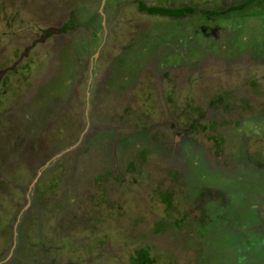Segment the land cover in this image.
<instances>
[{
	"label": "rangeland",
	"instance_id": "374dc122",
	"mask_svg": "<svg viewBox=\"0 0 264 264\" xmlns=\"http://www.w3.org/2000/svg\"><path fill=\"white\" fill-rule=\"evenodd\" d=\"M0 264H264V0H0Z\"/></svg>",
	"mask_w": 264,
	"mask_h": 264
},
{
	"label": "trees",
	"instance_id": "16d2710c",
	"mask_svg": "<svg viewBox=\"0 0 264 264\" xmlns=\"http://www.w3.org/2000/svg\"><path fill=\"white\" fill-rule=\"evenodd\" d=\"M139 3H141V2L139 1ZM141 5H142V3H141ZM144 8L149 12H152V13L155 12V13H159L162 15H172L174 13H178L177 15L180 16L181 14L186 13V12H194V7L189 6V5L188 6H181V7L179 6V8H164V7H160V6H145Z\"/></svg>",
	"mask_w": 264,
	"mask_h": 264
},
{
	"label": "flooded vegetation",
	"instance_id": "af4514ba",
	"mask_svg": "<svg viewBox=\"0 0 264 264\" xmlns=\"http://www.w3.org/2000/svg\"><path fill=\"white\" fill-rule=\"evenodd\" d=\"M247 1V0H246ZM190 6V5H189ZM194 7V6H193ZM194 9H195V7H194ZM205 12H206V14L207 15H210V16H212V15H214V14H216L218 11H216V10H212V9H205ZM192 12H188V14H191ZM251 91V90H250ZM138 251H140V252H138V259L139 258H141V257H143V255H144V252H143V250L142 249H138Z\"/></svg>",
	"mask_w": 264,
	"mask_h": 264
}]
</instances>
